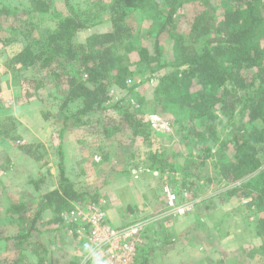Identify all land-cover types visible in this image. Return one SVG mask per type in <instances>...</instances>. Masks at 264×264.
<instances>
[{"label":"trees","instance_id":"trees-1","mask_svg":"<svg viewBox=\"0 0 264 264\" xmlns=\"http://www.w3.org/2000/svg\"><path fill=\"white\" fill-rule=\"evenodd\" d=\"M56 2L0 0V41L19 47L3 61L0 74H10L28 100L45 88L53 94L59 128L51 141L61 142L81 117L86 123L97 117L99 124L108 110L117 115L110 120L117 130L145 139L148 124L140 109L162 116L180 135L188 157L196 152L193 168L177 170L166 155L149 153L139 170L197 180L193 170L211 160L220 182L230 186L227 197L248 200L245 206L256 216L261 243L255 250L264 252V0H89L84 9L63 0L67 15L54 11ZM135 19L154 21L157 28L136 29L131 25ZM100 20L109 24L107 31L76 40ZM27 71L34 77L22 79ZM142 74L148 78L131 86ZM152 79L157 80L152 97L136 92L139 83ZM114 89H126L127 98L111 102ZM16 130L13 117L0 119V140L16 145V155L24 159L43 160V144H21ZM56 152L58 176L46 171L27 178L29 201L12 202L0 214V241L13 242L18 250L0 258V264H33L23 249L45 264L42 244L34 240L43 232L44 213L53 212L62 224L58 215L83 201L85 194L75 190L66 170L64 151ZM4 155L0 170L6 174L12 156ZM195 180L187 184L197 185ZM181 183L185 187V180ZM64 231L56 237H64ZM147 251L138 249L135 264H148Z\"/></svg>","mask_w":264,"mask_h":264},{"label":"rangeland","instance_id":"rangeland-1","mask_svg":"<svg viewBox=\"0 0 264 264\" xmlns=\"http://www.w3.org/2000/svg\"><path fill=\"white\" fill-rule=\"evenodd\" d=\"M71 4L84 9L89 0H71ZM54 11L67 15L63 0H57ZM131 25L136 29L149 31L157 28L156 22L141 19L132 20ZM109 27L106 20H100L95 28L79 33L76 40L82 43L91 33L104 32ZM18 50L19 47L16 45L5 46L0 41V66ZM0 68L2 71V67ZM20 76L22 79L33 78L34 73L28 71ZM144 78H148V75L142 74L137 81L131 83V86ZM156 81L152 79L144 84L139 83L136 92L152 97L157 86ZM8 87L4 89L8 94L7 98L1 99L0 119L13 117L17 124L16 133L20 136V143H26L25 140H37L35 138L42 136L39 131L44 130L42 127L44 123L47 126V133L52 137L54 129L59 128L56 120L58 104L54 101L53 94L45 88L28 100L24 97L26 91L16 87L13 81ZM24 87L28 88L27 84ZM111 95V102L114 103L127 98V90L114 89ZM22 102L33 106L24 108L25 103ZM71 108L74 109L75 106ZM140 111L142 114L140 116L148 124L147 138L131 137L130 132L121 128L117 130L115 123L110 122L111 119L117 118V115L114 111L108 110L100 117L99 124L95 121L97 117L89 119V123L83 121L86 117H81L83 123H78L74 130L68 131L61 142L56 138L46 144L42 143L46 156L40 162L16 155L14 149L16 145L10 141L0 140V166H3L4 160L1 156L4 154L12 156L10 164L6 165L10 167L8 173L3 172L0 175V178L4 179L3 184L0 183V214L12 202L29 201L31 196L27 197L26 194L30 190L26 191L24 186L27 178L46 171L58 176L59 156L56 151L62 149L66 170L75 190L85 194L83 201L75 206L81 207L102 201L107 211V221L111 226H125L136 221L142 223L143 242L139 250L151 251L148 255V264L188 262L200 264L203 259L206 264H264V252L255 250L261 243L253 229L256 226V216L254 218L245 206L248 200L227 197L226 193L230 186L220 182L211 160L207 161L202 169L191 171L197 173L199 177L197 180L195 176L190 178L176 173L167 177L165 174H151L139 170L149 153L166 155L169 162H175L177 170H183L186 165L193 168L190 160L197 155L193 151L192 156L188 157L186 148L179 141L180 135L178 137L162 116L144 108ZM20 120L32 130L24 127ZM197 159L193 161L200 162ZM184 180L185 187H182L181 182ZM192 180L197 184L195 187L187 184ZM186 190H189L190 199L194 200L200 195L206 201L204 205L194 207L197 209L196 215L187 213L182 217L172 218L168 214L167 193L170 191L175 193L179 202L181 201L180 205H183L185 201L181 194ZM208 210H213V213H209ZM55 216L51 211L45 212L40 226L43 232L35 234L34 237L37 243L42 244L40 248L42 261L45 264H67L70 259H80L78 250L67 236L62 237L58 233L56 237V233L63 231L64 226L55 220ZM180 238L185 239V244L178 243ZM184 248L189 252L186 253ZM23 250L33 264H39L37 256L34 257L32 251ZM17 252L13 242L0 241V258L15 256Z\"/></svg>","mask_w":264,"mask_h":264},{"label":"built area","instance_id":"built-area-1","mask_svg":"<svg viewBox=\"0 0 264 264\" xmlns=\"http://www.w3.org/2000/svg\"><path fill=\"white\" fill-rule=\"evenodd\" d=\"M181 197L185 201L183 205H180L181 201L179 202L175 193H167L168 214L172 218L182 217L194 210L195 201L190 199L189 193L184 191ZM107 219V211L102 201L81 207L74 206L60 214L65 235L79 252V264H82L83 245L90 242L99 246L107 264H135L138 249L143 242L142 223L136 221L113 227Z\"/></svg>","mask_w":264,"mask_h":264},{"label":"crops","instance_id":"crops-1","mask_svg":"<svg viewBox=\"0 0 264 264\" xmlns=\"http://www.w3.org/2000/svg\"><path fill=\"white\" fill-rule=\"evenodd\" d=\"M28 72V71H27ZM0 85H1V92H0V103H1V99H5V98H7V96H8V94H6L5 92H4V89L5 88H9L8 86H11V84H12V77H11V75L10 74H5V75H0ZM16 90V92H18V90H17V88L15 89ZM29 100H31V99H29ZM22 103H25V106H24V108H30V107H32L33 105H31L30 103L28 104V103H26V102H22ZM20 123H23L22 125L24 126V127H26L28 130H32L31 129V127H29V126H26V124L24 123V121H21L20 120ZM42 127H44V130H40L39 132L42 134V136H40L39 138H35V139H37V140H30V141H27V140H25L24 142H26V143H43V144H46V143H48V141L49 140H51V137H50V135H49V133H47V130H46V124L44 123V126L42 125ZM38 136V135H37ZM20 155V154H19ZM52 174H53V172H51ZM1 174H3V171H1L0 170V175ZM54 175V174H53ZM55 176V175H54ZM198 199H200V200H198ZM194 201H195V207H199V206H202V205H204V203H205V201L206 200H203L201 197H200V195H197V197H196V199H194ZM243 203V202H242ZM209 211V210H208ZM213 210H211V211H209V213H213L212 212ZM196 213H197V209L195 208L194 210H193V212H191V213H189V214H195L196 215ZM188 214V215H189ZM210 215V214H209ZM211 216V215H210ZM251 220V219H250ZM254 229V228H253ZM180 242H184V244H185V239L184 238H180V241L178 242V243H180ZM261 245V244H260ZM188 248V247H187ZM187 248H184V251L186 252V253H188L189 251L187 250ZM183 249V248H182ZM212 253H214V252H212ZM188 264H192V262H188ZM199 264V263H198ZM200 264H206V262H205V259H203V261L200 263ZM209 264V263H208Z\"/></svg>","mask_w":264,"mask_h":264},{"label":"clouds","instance_id":"clouds-1","mask_svg":"<svg viewBox=\"0 0 264 264\" xmlns=\"http://www.w3.org/2000/svg\"><path fill=\"white\" fill-rule=\"evenodd\" d=\"M82 264H107V262L99 246L90 242L83 245Z\"/></svg>","mask_w":264,"mask_h":264}]
</instances>
